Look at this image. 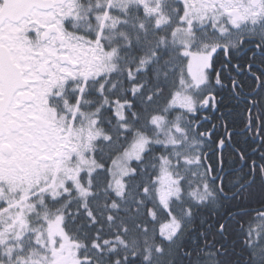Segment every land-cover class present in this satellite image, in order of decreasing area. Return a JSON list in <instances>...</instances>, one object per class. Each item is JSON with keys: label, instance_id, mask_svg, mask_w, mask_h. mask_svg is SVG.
<instances>
[{"label": "snow or ice", "instance_id": "snow-or-ice-1", "mask_svg": "<svg viewBox=\"0 0 264 264\" xmlns=\"http://www.w3.org/2000/svg\"><path fill=\"white\" fill-rule=\"evenodd\" d=\"M0 264H264V0H0Z\"/></svg>", "mask_w": 264, "mask_h": 264}]
</instances>
